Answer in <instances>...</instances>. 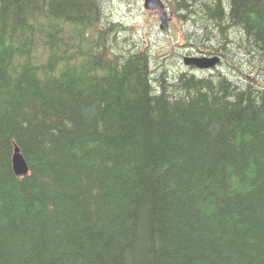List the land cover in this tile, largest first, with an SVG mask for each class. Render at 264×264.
Instances as JSON below:
<instances>
[{
    "label": "trees",
    "instance_id": "obj_1",
    "mask_svg": "<svg viewBox=\"0 0 264 264\" xmlns=\"http://www.w3.org/2000/svg\"><path fill=\"white\" fill-rule=\"evenodd\" d=\"M102 2L0 0V264H264V0H175L253 65L173 79Z\"/></svg>",
    "mask_w": 264,
    "mask_h": 264
},
{
    "label": "rangeland",
    "instance_id": "obj_2",
    "mask_svg": "<svg viewBox=\"0 0 264 264\" xmlns=\"http://www.w3.org/2000/svg\"><path fill=\"white\" fill-rule=\"evenodd\" d=\"M176 8L175 0L166 2V10L169 13L168 22H171L165 30L159 28L158 10L144 9L143 0H103L104 15L102 18L107 20V23H119L120 25L116 26L117 30L115 29L119 40L125 39L129 48H145L150 53L153 62L157 63L154 68L158 66L160 71L166 70L167 79H173L174 75L183 71H190L196 76L216 74L219 70L227 73L237 72L234 64L239 67L238 69L249 71L253 64H249V59L245 55L242 57L241 54H237L235 50H233L234 54L232 50L228 52L231 60H224L211 70H197L193 67L188 70L189 67L184 65L182 60L184 56L206 54L198 52L195 46L193 47L192 43L195 41H191L193 40L191 33L197 29L193 24V19L179 18ZM202 43L207 42L200 39L197 44ZM232 74L237 76L236 73ZM233 78L236 80L235 77ZM242 80L237 79L238 82ZM259 80L264 83V73L260 75Z\"/></svg>",
    "mask_w": 264,
    "mask_h": 264
},
{
    "label": "water",
    "instance_id": "obj_3",
    "mask_svg": "<svg viewBox=\"0 0 264 264\" xmlns=\"http://www.w3.org/2000/svg\"><path fill=\"white\" fill-rule=\"evenodd\" d=\"M143 6L148 10H156L159 8L157 17L160 20V28L165 29L167 27V14L164 11V4L162 0H144ZM218 61L219 58L217 56H185L183 58L185 65L195 66L198 69L213 68ZM11 165L13 171L18 175L25 174L28 170L26 162L16 145H14L13 148Z\"/></svg>",
    "mask_w": 264,
    "mask_h": 264
},
{
    "label": "bare ground",
    "instance_id": "obj_4",
    "mask_svg": "<svg viewBox=\"0 0 264 264\" xmlns=\"http://www.w3.org/2000/svg\"><path fill=\"white\" fill-rule=\"evenodd\" d=\"M38 12V11H37ZM27 15V14H26ZM39 15V14H38ZM35 17V16H34ZM172 20V19H171ZM171 22V21H170ZM170 22H169V26H170ZM165 30V29H164ZM224 44V43H223ZM66 46V45H65ZM228 46H229V44H228ZM78 50V49H77ZM70 54V53H69ZM82 56V55H81ZM83 57V56H82ZM183 60V59H182ZM44 61V60H43ZM33 62H35L34 60H33ZM63 62V61H62ZM96 62V61H95ZM71 68V67H70ZM87 70V69H86ZM37 77V76H36ZM40 79V78H39ZM49 123V122H48ZM62 123V122H61ZM71 128V127H70ZM94 184V183H93Z\"/></svg>",
    "mask_w": 264,
    "mask_h": 264
}]
</instances>
